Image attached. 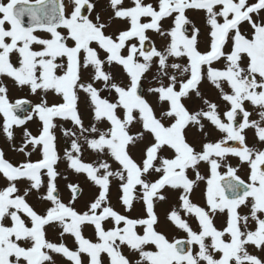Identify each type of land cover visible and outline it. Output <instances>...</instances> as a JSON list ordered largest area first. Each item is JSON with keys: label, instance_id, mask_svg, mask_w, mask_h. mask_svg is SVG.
<instances>
[{"label": "snow or ice", "instance_id": "obj_1", "mask_svg": "<svg viewBox=\"0 0 264 264\" xmlns=\"http://www.w3.org/2000/svg\"><path fill=\"white\" fill-rule=\"evenodd\" d=\"M97 8V0H0V76L39 97L13 100L0 82V132L25 156L13 163L0 149V264H264V0H108L103 13ZM189 10L204 13L203 48ZM205 81L216 100L202 91ZM49 93L59 100L50 103ZM190 128L199 136L189 138ZM87 152L94 156L86 160ZM68 170L97 189L80 208V183H66L67 201L61 195ZM114 181L128 214L111 201ZM200 183L203 206L192 199ZM168 190L178 195L162 220L157 206ZM168 225L184 237H170Z\"/></svg>", "mask_w": 264, "mask_h": 264}, {"label": "rangeland", "instance_id": "obj_2", "mask_svg": "<svg viewBox=\"0 0 264 264\" xmlns=\"http://www.w3.org/2000/svg\"><path fill=\"white\" fill-rule=\"evenodd\" d=\"M149 2H154V0H149ZM65 3H68V0H65ZM125 3L126 4H130L131 0H125ZM97 4H98L97 10L101 11L103 13L104 10L107 9L108 0H97ZM187 15L189 16V18L192 21V23L196 27L201 28L202 32L204 33V35H201V37H200L201 48H203L204 47V40H205L206 33H207V27H206V21H205V18H204V13L202 11H198V10H189L187 12ZM105 18H107L106 15H105ZM170 24H171V20L170 19L164 21V27L165 28H167ZM114 27H121V25L119 24V22H117L114 25ZM37 34L38 35H46L44 33H37ZM148 35L157 43V46H160V45H162L164 43V41L156 33H153V32L150 31L148 33ZM12 59L15 61L16 57L13 56ZM180 62H186V61H180ZM217 66H219V65H217ZM0 82H3L4 84H6L8 86L9 95H10V97L13 100H15L17 98H27V99L31 100L33 103L39 102V97L31 95L28 87H26V86L22 87V88L18 87L17 85H15L14 81H12L10 78L5 77V76H0ZM146 84H147V82H146ZM202 91L210 99H213V100L217 99V90L213 86H211L207 81H205L204 84L202 85ZM47 99H48V101L50 103L51 102H56V101L59 100L58 97H55L51 93H49ZM149 99L152 100L153 102L155 100L154 97H149ZM220 103H221V108L222 109L226 107V105H224L222 102H220ZM246 108H248L249 110H252V106L250 104H246ZM81 109H82V112H83V117H84L85 123L87 124L89 122V120H90L91 114H90V112L88 110L85 109V106H84L83 103L81 104ZM37 123L38 122H30L28 124V127L34 133L36 131ZM98 126L104 128V127H107L108 125H107V122H103L102 124H99ZM137 127H139V126H137ZM191 129H192V136H190V131L188 130L189 138H192L194 136L198 137L199 133H198L197 129H194V128H191ZM56 131H57V135L58 136L62 135L59 128ZM213 135L218 137L220 134L218 132H213ZM248 135L251 138H253L252 131H249ZM21 138H22V130L21 129H16V140H15L16 145L20 144ZM64 146L65 145L63 143V140H61V142H60L61 154H62ZM0 149H3L5 151L6 158H8L10 160V162L19 163V162H22L25 159V156L23 154L15 151L13 149L12 143L9 142L6 139V137L4 136V134L2 132H0ZM133 154L138 156L139 155L138 150H134ZM93 156H94V154H92L91 152L85 153V159L86 160H88L89 158H91ZM36 158H38V153H35L32 156V159H36ZM66 167H67L66 162L61 161L59 163V168L61 170L66 169ZM117 167H118V165L113 164V168L114 169L117 168ZM201 172H202V174H206V166L202 165ZM64 175L68 176L69 180L66 181L64 179H60L59 180V187L61 189L62 198L65 199V201L70 199V193H69V191L67 190V188L65 186L66 183H68V182L80 183L81 187L83 188V194H82V196L79 198V200L77 202V207L78 208L82 207L86 201L91 199L97 193L96 187L91 185L90 182L87 181L85 176L73 174V173H71L70 170L65 171ZM5 184H6L5 179L0 176V187L4 186ZM204 186L205 185L203 183H200L199 187L194 191L193 196H192L193 201L196 200L195 198H197V200L201 199V197H200V196H202L201 189H204ZM18 187L20 188V190L22 192L24 190V188L27 187V182L26 181H21L18 184ZM171 192H172V190H168V192H167V195L169 197L168 202L159 203V206H157L158 213H159L160 210H162L164 213L167 212L169 210V205L173 204L172 200H175L177 198L178 193L176 191H174L172 193ZM35 201H36V194L33 193L32 198L30 199V203H34ZM111 201H112V203L114 205H116L118 211H121L122 213H125L124 209L122 207H120L119 204H118V184L115 181L113 182L112 189H111ZM138 206L140 208V205L137 204L135 210L131 213V215L135 216L140 211L137 208ZM241 211H242L241 214H247L248 209L241 208ZM107 226H110V224L107 225ZM91 231L93 232V229L91 228V226H89L88 228H86L85 234H87V233H89ZM167 231H168V234H169L170 237L171 236H176L177 233H178V230H177L174 234L171 235V233H170L168 228H167ZM182 234H183V232H182ZM48 235H49V237L54 236V232H53L52 228L48 229ZM66 238H65V242L67 244H69V242H72V239H73L72 237L67 236ZM124 251H125L126 254L128 253L127 249H124ZM251 252H253L254 254H259V250H256V249L255 250L253 249V251H251ZM130 258L135 260L138 257L133 255ZM86 259L87 258L85 257V260ZM57 260L59 261V264H66V262L63 261V259L60 258V257H58Z\"/></svg>", "mask_w": 264, "mask_h": 264}, {"label": "flooded vegetation", "instance_id": "obj_3", "mask_svg": "<svg viewBox=\"0 0 264 264\" xmlns=\"http://www.w3.org/2000/svg\"><path fill=\"white\" fill-rule=\"evenodd\" d=\"M82 99H83V94H82ZM215 100V99H214ZM195 129V128H194ZM214 130V129H213ZM189 131H190V136H192V129L190 128L189 129ZM213 132H216L215 130L213 131ZM248 137H249V143L250 144H252L253 142H254V140H253V138H251L249 135H248ZM261 147H264V146H261ZM229 162L231 163V164H233V166H236V165H238L239 164V161H238V159L237 158H229ZM242 171H240V175L243 177V178H247V166L246 165H243L242 166ZM224 169H222V171H223ZM2 177V176H1ZM204 188H205V186H204ZM173 191V190H172ZM174 192V191H173ZM203 192H204V189H201V193H202V196H200L201 197V199L200 200H197V198H195L196 200L194 201V202H197V203H199V204H201L202 206H203V204H204V196H203ZM199 197V196H198ZM173 201V204L174 203H176V199L175 200H172ZM158 206H159V204H158ZM139 210H140V208H139V206L137 207ZM241 211V210H240ZM157 212H158V210H157ZM242 212V211H241ZM166 213V212H165ZM162 210H160L159 211V214H160V216L162 215V217L164 218V214H165ZM124 214H127V213H124ZM223 221H224V217L223 216H219L217 219H216V224H217V227H220L222 224H223ZM190 223L193 225V227L195 228L196 227V221H195V219L194 218H190ZM169 227H170V229L171 230H169L170 231V233H171V235L172 234H174L177 230L174 228V226H172V225H168ZM92 231L91 232H89V233H87V234H85L86 236H89L90 238H93V236H92ZM184 233L182 234V232H179L178 231V233H177V235L176 236H178V237H184ZM67 239V238H66ZM71 246H70V245ZM69 244H68V246H70V247H74V242H73V239H72V242H69ZM253 249L254 248H250V251H253ZM255 250V249H254ZM58 258V257H57Z\"/></svg>", "mask_w": 264, "mask_h": 264}, {"label": "bare ground", "instance_id": "obj_4", "mask_svg": "<svg viewBox=\"0 0 264 264\" xmlns=\"http://www.w3.org/2000/svg\"><path fill=\"white\" fill-rule=\"evenodd\" d=\"M172 192H173V191H172ZM172 192H171V193H172ZM161 219L163 220V217H162V215H161ZM167 228H168L169 230H171L169 226H167Z\"/></svg>", "mask_w": 264, "mask_h": 264}, {"label": "water", "instance_id": "obj_5", "mask_svg": "<svg viewBox=\"0 0 264 264\" xmlns=\"http://www.w3.org/2000/svg\"><path fill=\"white\" fill-rule=\"evenodd\" d=\"M27 19V18H26Z\"/></svg>", "mask_w": 264, "mask_h": 264}]
</instances>
